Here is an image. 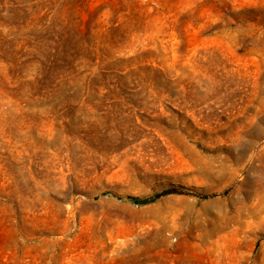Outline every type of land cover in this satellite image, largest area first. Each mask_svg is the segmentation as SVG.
I'll list each match as a JSON object with an SVG mask.
<instances>
[{"label": "rangeland", "instance_id": "1", "mask_svg": "<svg viewBox=\"0 0 264 264\" xmlns=\"http://www.w3.org/2000/svg\"><path fill=\"white\" fill-rule=\"evenodd\" d=\"M0 264H264V0H0Z\"/></svg>", "mask_w": 264, "mask_h": 264}, {"label": "trees", "instance_id": "2", "mask_svg": "<svg viewBox=\"0 0 264 264\" xmlns=\"http://www.w3.org/2000/svg\"><path fill=\"white\" fill-rule=\"evenodd\" d=\"M63 46H64V44L61 47H55L53 49L54 50V54L52 55V57L54 59H56V60H61L62 59L61 54L63 53Z\"/></svg>", "mask_w": 264, "mask_h": 264}]
</instances>
